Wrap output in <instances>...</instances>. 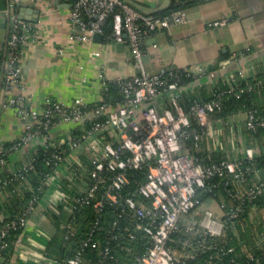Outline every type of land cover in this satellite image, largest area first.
I'll list each match as a JSON object with an SVG mask.
<instances>
[{"label": "built area", "instance_id": "2783aa9c", "mask_svg": "<svg viewBox=\"0 0 264 264\" xmlns=\"http://www.w3.org/2000/svg\"><path fill=\"white\" fill-rule=\"evenodd\" d=\"M28 1L33 0H8L5 9L6 24L9 25L8 28L6 26V58L3 63L6 67L0 73V85L4 91V105L16 111L21 135L9 148L4 149L0 144V167L7 164L10 151L32 145L34 151L41 147L53 148L49 157L52 168L42 180L46 188L43 195L35 194L30 183L24 184L26 190L33 192L26 210L18 215L0 210V221L4 222L0 226V264L12 262L14 252L9 250V238L12 231L18 230H22L21 240L27 238L26 243H19V251L36 255L40 264H62L47 254L50 235L39 227L29 228L35 207L44 204L42 201L46 197L45 203L52 210L67 206L68 198L76 199L78 206L92 205L99 213L106 204L132 210L138 220L133 228H127L128 236L136 239L141 232L146 244L145 252L132 264H175L187 257L193 246L199 245L204 250L211 248L205 237L198 244L193 238L186 239L180 250L173 248L169 240L181 226L193 236L200 232L210 236L224 233L228 224L225 213L217 216L207 207L200 210V216L192 214V211L199 205L198 189L206 185L212 174L227 168L235 173L239 182L244 181L238 171L240 157L223 161L220 166L205 167L196 151L204 148L211 151L220 147L221 137L215 129L221 132L224 124L209 121L208 115L221 107L220 97L223 94L240 88L232 77L227 76V90L215 92L212 100L195 99L186 110L182 104L184 95L194 88V83L200 78L207 77L214 82L216 72L202 65L184 68L169 65L152 74L145 63L146 37L151 32L185 22L188 19L187 10L178 8L165 15H155L136 11L126 0H67L71 6L69 19L73 39L91 43L95 35L103 33L106 21L111 18L114 39L127 42L138 71L130 77L115 79L124 92L122 104L100 102L90 106L81 98L72 104L49 100L40 111L31 107L22 93L25 87L20 68L23 48L39 37L34 24L23 19L17 10L20 3ZM226 22L227 19L216 20L211 25ZM178 69L195 78V82L183 84ZM167 74L174 78L169 81L165 77ZM194 121L203 128L205 138L191 128ZM246 123L255 129L257 125L264 126V117L250 112L247 113ZM190 136L193 137V145L188 144ZM211 138L216 140L213 142ZM243 155L253 159L255 148L245 144ZM31 162L16 170L0 173V196L9 184L28 180L25 174L33 168ZM130 169H146L147 179L139 182L134 191L123 194L130 183ZM263 190L264 175L256 179L249 194L255 196ZM60 193L61 201L54 203V195ZM240 210L241 206L235 207L232 216H237ZM114 225L117 226V221ZM112 237L117 238V235ZM36 242L40 251L32 249ZM259 244L264 249V236L259 238ZM89 245L92 248L98 246L91 236L83 241V246ZM109 252L110 247H107L106 253ZM68 262L85 264L86 258L79 251ZM92 264L108 262L100 260Z\"/></svg>", "mask_w": 264, "mask_h": 264}, {"label": "crops", "instance_id": "0c3cea01", "mask_svg": "<svg viewBox=\"0 0 264 264\" xmlns=\"http://www.w3.org/2000/svg\"><path fill=\"white\" fill-rule=\"evenodd\" d=\"M126 1L133 9L144 14L174 6L184 7L188 12L185 22L169 29L157 30L146 37L145 63L150 73L157 74L169 65L181 68L202 65L214 70L216 79L213 82L207 77L200 78L194 83V89L206 88L210 92L219 79L225 80L227 76L235 81L239 78L264 77V0ZM27 3L39 9L37 20H30L39 37L23 48L20 60L25 84L22 93L34 109L42 111L49 100L72 104L81 98L89 104L100 103L107 81L137 73L126 41H105L103 33L100 37L94 36L91 43L73 39L69 1L60 0L56 4L53 0H33ZM34 17L35 14L32 15ZM222 19H227V22L211 25ZM3 96L4 91L0 85V144L6 149L8 143L20 137L21 126L15 109L4 105ZM246 117V112L234 114L230 122L223 125L221 132L215 129L221 137V144L230 150L231 157L242 155L244 145L249 142ZM251 139L255 142V152H264V141L256 136ZM33 152L32 145L19 151H10L7 164L0 167V173L20 168L31 160ZM11 191L22 197L26 188L20 182L13 190L5 189V193L0 196V203L5 206L1 209L3 211L15 212L7 207ZM60 197L61 193L54 195L53 202H60ZM47 199H42L44 204L35 207L29 228L39 227L52 238L57 223L51 214L57 211L46 205ZM206 207L221 214L214 201L205 203L202 209ZM22 242L26 243L27 238H19L10 264H40L36 255L19 251ZM37 243H33L32 249L38 250Z\"/></svg>", "mask_w": 264, "mask_h": 264}, {"label": "trees", "instance_id": "16d2710c", "mask_svg": "<svg viewBox=\"0 0 264 264\" xmlns=\"http://www.w3.org/2000/svg\"><path fill=\"white\" fill-rule=\"evenodd\" d=\"M178 8L184 7L174 6L152 14L165 15ZM17 10L20 12L19 5ZM8 25L7 23V28ZM103 39L105 41L114 40L111 18L104 25ZM5 46V41L0 44V73L6 67L3 64L6 58ZM177 72L181 74L183 84L195 82V78L187 76L184 70L178 69ZM165 77L169 81L174 78L169 74ZM236 83L240 90L237 89L223 94L220 97L221 107L209 113V121L221 122L227 125L230 118L240 112H254L257 117H264V106H262L264 77L239 78ZM228 88L229 84L223 79L218 80L212 92L206 88L199 90L192 88L190 92L184 95L182 104L188 110L192 106L193 100H212L215 98V92L227 90ZM123 101L124 92L120 83L116 80L108 81L101 102L122 104ZM92 105L94 104H90V106ZM191 128L199 132L202 138H205V134L202 133L203 128L197 122L194 121ZM248 131L250 135L248 136L249 142L246 145L254 147L252 136L264 141V126L257 125L255 129L248 127ZM12 143H8L6 148H9ZM188 144L193 145L192 136L188 138ZM202 145L204 148V141ZM52 150L51 147H41L34 151L31 157L33 168L26 171L25 174L28 180L9 184L6 189L13 190L20 182L21 185H29L30 183L35 189V194L43 195L46 188L42 185V180L51 171L52 165L49 163V157ZM196 154L205 167L215 164L220 166L223 161L235 158V156H230L231 152L225 144H221L220 147L211 151L204 148L202 151H196ZM238 157H240L238 171L242 173L244 181L239 182L235 178V173L227 168H223L222 172L212 174L207 179L206 185L198 189L197 195L200 206L198 205L192 211V214L200 216V210H202L205 203L210 200L217 203L221 214L225 213L224 218L228 221L224 233L210 236L200 232L197 236H193L185 227L181 226L170 236L169 244L173 248L180 250L186 239L190 238H193L194 242L198 244L204 237L211 248L204 250L199 245L193 246L191 253L175 262V264H264V249L259 244V238L264 236V190L255 196L249 194L256 179L264 175V152H255L253 159L247 158L243 154ZM128 174L130 183L124 189L123 194L134 191L139 182L147 179L146 169H130ZM41 185V189H38ZM10 193L7 207L15 210V212H12L13 215L21 214L29 206L33 192L26 190L22 197L15 195L12 191ZM76 202V199L68 198L66 205L73 207V209H68L67 206H59L57 212H52L51 215L57 224L56 233L47 245L48 255L60 260L62 264H69L68 260L81 251L86 258L85 264H92V262L100 260H106L108 264H132L138 256L145 252L146 244H144V238H142L143 233L138 232L136 239H130L128 236L127 228H133L136 220H138L137 215L132 210L122 206L106 204L104 210L99 213L92 205L78 206ZM3 206L0 203V210L3 209ZM237 206H241V210L237 216L233 217L232 211ZM115 221H117V226L114 225ZM2 224L4 222L0 221V226ZM21 232L22 230L11 232L9 250L12 253L16 249ZM113 234H116L117 238H113ZM89 236L97 241L98 246L95 248L90 245L83 246V241ZM107 247H110L109 254L106 253ZM256 259H258V262Z\"/></svg>", "mask_w": 264, "mask_h": 264}, {"label": "water", "instance_id": "95a60500", "mask_svg": "<svg viewBox=\"0 0 264 264\" xmlns=\"http://www.w3.org/2000/svg\"><path fill=\"white\" fill-rule=\"evenodd\" d=\"M54 3L59 4L60 0H53ZM8 0H0V44L4 42L5 33H6V16L5 9L7 7ZM20 13L21 17L25 20H37V16L39 15V9H35L30 6L28 3H20ZM35 14L36 17L32 18V15ZM102 34H97L95 37H100Z\"/></svg>", "mask_w": 264, "mask_h": 264}, {"label": "rangeland", "instance_id": "374dc122", "mask_svg": "<svg viewBox=\"0 0 264 264\" xmlns=\"http://www.w3.org/2000/svg\"><path fill=\"white\" fill-rule=\"evenodd\" d=\"M211 210H213V209H211ZM213 212L217 215V216H220V215H218V213L215 211V210H213ZM177 253V252H176ZM178 254V253H177Z\"/></svg>", "mask_w": 264, "mask_h": 264}]
</instances>
